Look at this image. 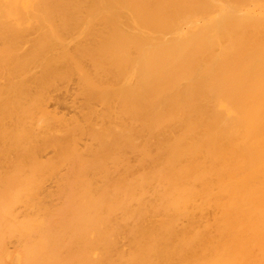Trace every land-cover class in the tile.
I'll use <instances>...</instances> for the list:
<instances>
[{"label":"bare ground","instance_id":"1","mask_svg":"<svg viewBox=\"0 0 264 264\" xmlns=\"http://www.w3.org/2000/svg\"><path fill=\"white\" fill-rule=\"evenodd\" d=\"M0 264H264V0H0Z\"/></svg>","mask_w":264,"mask_h":264},{"label":"rangeland","instance_id":"2","mask_svg":"<svg viewBox=\"0 0 264 264\" xmlns=\"http://www.w3.org/2000/svg\"><path fill=\"white\" fill-rule=\"evenodd\" d=\"M66 110V109H65Z\"/></svg>","mask_w":264,"mask_h":264}]
</instances>
